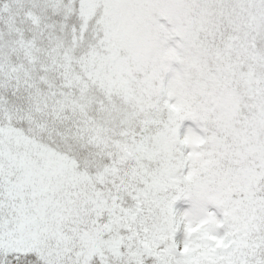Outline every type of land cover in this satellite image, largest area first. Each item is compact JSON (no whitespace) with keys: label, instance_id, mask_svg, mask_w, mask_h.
<instances>
[{"label":"snow or ice","instance_id":"1","mask_svg":"<svg viewBox=\"0 0 264 264\" xmlns=\"http://www.w3.org/2000/svg\"><path fill=\"white\" fill-rule=\"evenodd\" d=\"M0 264H264V0H0Z\"/></svg>","mask_w":264,"mask_h":264}]
</instances>
